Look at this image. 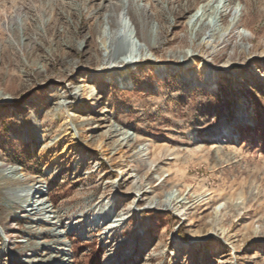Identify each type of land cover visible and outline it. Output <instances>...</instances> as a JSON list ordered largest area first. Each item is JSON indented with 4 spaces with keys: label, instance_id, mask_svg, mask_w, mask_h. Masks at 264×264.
Listing matches in <instances>:
<instances>
[{
    "label": "rangeland",
    "instance_id": "374dc122",
    "mask_svg": "<svg viewBox=\"0 0 264 264\" xmlns=\"http://www.w3.org/2000/svg\"><path fill=\"white\" fill-rule=\"evenodd\" d=\"M0 165V264H264V0H0Z\"/></svg>",
    "mask_w": 264,
    "mask_h": 264
},
{
    "label": "bare ground",
    "instance_id": "6f19581e",
    "mask_svg": "<svg viewBox=\"0 0 264 264\" xmlns=\"http://www.w3.org/2000/svg\"><path fill=\"white\" fill-rule=\"evenodd\" d=\"M130 14H133L132 10H125L123 9L121 12H119L116 16L115 15H109V24L110 28L109 31L106 34V45L108 48L107 56L109 61H113L117 64V70L121 71L122 75V81L123 83H127V77L124 74V67L127 68L129 65L137 63L140 60L148 59L147 54V46L142 43V33L136 25L134 24L132 18L130 17ZM207 11L206 9H202L201 11H197L194 15L191 17V22L193 24L194 29L197 27V25L202 21L203 17L206 16ZM114 16V17H113ZM205 21V20H204ZM139 39V40H138ZM193 54L190 55L191 58H188L186 55L185 57H178V55L172 54V57L174 59L178 60H193L194 59ZM186 63V62H185ZM243 71H247L249 69L248 67H242ZM129 136V135H128ZM130 137V136H129ZM228 140V139H227ZM12 167V166H11ZM2 169H5L4 166L0 165V172ZM12 172L15 171L13 168L10 169ZM20 176L18 174L16 175V179H19ZM20 190H14L11 191V194H9L10 199L15 200L16 197L19 198V196H25L29 198V189L26 191H22V193L19 192ZM42 191L39 190L38 193H41ZM27 198V199H28ZM39 199H41V202L39 205H42V211L47 210V206H45V195L40 194ZM170 206V205H168ZM38 209L34 207L32 204V207L30 208V214H34L37 216ZM48 211V210H47ZM55 211H51L53 213ZM54 218V216H53ZM50 222H53L52 215L48 216V219ZM110 224L106 227V229H110L113 224H111V220H109ZM108 221L106 223L100 222L98 226L107 225L109 223ZM72 225V224H71ZM72 226L68 227L71 228ZM68 229H59L54 232V235L56 236V242H58V245H60L58 248V253H61V263L62 264H69L71 253L67 251L66 249V241H64L63 236L68 232ZM91 228H88L86 226L85 233H89ZM208 235V233L206 234ZM43 243V242H41ZM47 244V243H46ZM49 244V243H48ZM42 245V244H41ZM58 255V254H57ZM44 262L52 261L50 258L47 260H44ZM47 264V263H46ZM49 264V263H48ZM71 264V263H70Z\"/></svg>",
    "mask_w": 264,
    "mask_h": 264
}]
</instances>
